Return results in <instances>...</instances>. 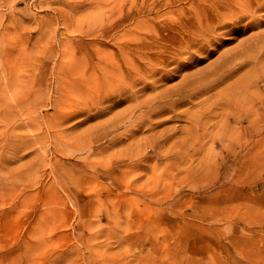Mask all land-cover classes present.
Instances as JSON below:
<instances>
[{"label":"rangeland","instance_id":"obj_1","mask_svg":"<svg viewBox=\"0 0 264 264\" xmlns=\"http://www.w3.org/2000/svg\"><path fill=\"white\" fill-rule=\"evenodd\" d=\"M128 8L129 4L113 8L107 1L0 0V252L14 250L9 258L0 254V264H163L168 254V264H264V157L259 155V150L264 151V129L256 132L263 142L253 148V154L248 147L235 151L212 142L218 127L209 129L204 142L197 144L203 150L185 162L176 161L175 166L182 173L193 168L198 171L195 179H200L198 169L211 171L214 160L220 165L217 173L210 174L215 175L213 182L197 188L174 187L173 193L158 199L127 189L133 187L127 185L131 182L125 187V181L121 185L113 180L125 165L121 159L98 167L100 157L121 158L123 144H135L134 137L113 144L114 131L98 130L108 119L122 116L130 103L94 115L97 102L90 82L99 78V85H106V69L94 71L86 63L87 85L72 83L82 79L77 63L94 62L97 49L111 54L115 39L128 36V19H122ZM238 36L222 49L246 35ZM5 37L10 43L3 42ZM6 48L14 53L5 52ZM25 50L44 65L39 62L27 68L21 59ZM57 62L66 67L60 85L52 79ZM23 69L31 71L24 79L26 83L32 79L30 94L12 101L11 84ZM36 92L43 100L32 103ZM49 96L61 100L57 113L47 101ZM9 106L15 109L13 118L6 112ZM73 110L77 113L68 118L66 114ZM60 118L65 120L59 127L50 124ZM175 124L173 120L155 132ZM96 133L102 136L92 140ZM149 134L143 130L138 135ZM246 166H254L255 171L247 173ZM161 167L166 173L170 167L176 171L172 163ZM130 174L137 175L133 185L146 184L153 193L168 185L163 178H157L155 185L151 168H134ZM217 216L223 220L212 219Z\"/></svg>","mask_w":264,"mask_h":264},{"label":"bare ground","instance_id":"obj_2","mask_svg":"<svg viewBox=\"0 0 264 264\" xmlns=\"http://www.w3.org/2000/svg\"><path fill=\"white\" fill-rule=\"evenodd\" d=\"M89 1L112 2L113 8L129 4L122 17L128 19V36L115 39L116 42L112 45L115 49L111 50V54L97 49L94 62L77 63L79 77L82 79H79L78 84L76 81L72 83L77 87L81 83L87 85V68H84L86 63L93 65L94 71L106 69V85L100 86L99 78L97 83L90 82L92 99L97 102L94 115L108 112L120 103H130L122 116H114L98 128L99 133L114 131V136L110 137L113 144L126 142L132 137L135 140V144H123L121 158L108 155L103 160L101 157L98 159L101 162L98 167L109 160L123 161L125 165L120 167L121 170L113 176V180L121 185L125 181L122 185L125 187L131 182V185H127L133 187H126L127 189H135L138 194L158 199L168 195L174 187L178 190L187 184L191 188H197L204 186L206 182H213L215 175L210 174L214 170L217 173L220 165L214 160L211 171L206 172L202 167L198 169L203 175L200 179H195L198 171H193V168L182 173L175 166L176 161L185 162L189 156L203 150L204 147L198 149L197 144L204 142L209 129L218 127V134L212 137V142H222L223 146L235 151L237 147H248V153L253 154V148L262 144L263 138L256 137V132L264 129V0ZM187 4L191 5L189 10L185 9ZM162 11L164 13L161 14ZM135 28L140 30L133 34L132 30ZM238 35L246 36L235 45L222 49L238 39ZM3 42L10 43V40L5 37ZM49 46L43 49L51 48ZM34 51L38 52L40 49L35 48ZM5 52L12 55L14 50L8 51L6 48ZM21 59L27 68L30 65V69L31 64L40 62L44 65L36 54L28 57L27 50ZM204 62L206 64L202 65ZM30 69L27 73L26 69H23V74L17 73L16 83L11 84L12 101H19L30 94L32 79L24 82L26 76L30 75ZM64 69L66 67L58 66V62L54 66L52 79L59 85L58 80L62 78ZM177 78L179 80L171 83ZM56 90L60 91L58 87ZM35 95V101L28 98L32 103L43 100L37 92ZM211 98H215V101H209ZM47 101L54 110L60 111L61 100L49 96ZM104 102L107 104L104 105ZM80 106V109L84 107ZM6 112L9 118L15 115V109L10 106L6 108ZM76 113L77 110H73L66 116L71 118ZM133 117L135 119L131 121ZM183 118L188 122L183 123ZM64 120H50V124L59 127ZM173 120L175 125L165 126L155 132V129ZM129 121L131 122L127 124ZM244 121L248 124L241 126ZM121 127L125 128L120 134L118 130ZM143 130L150 134L138 135ZM95 136L102 135L96 133L92 140ZM65 141L74 142L69 139ZM210 148L213 146L210 145ZM106 150L97 155L104 154ZM259 155L263 158L264 151L259 150ZM213 158L217 159L215 156ZM163 163H172L176 171L170 167L166 173L165 167H161ZM246 167L247 173L255 171L252 169L254 166ZM134 168H151L155 175L154 184L160 181L157 178H163L161 180L168 179V185L163 188L164 191L162 189L156 193L150 192L146 184L133 185V180H138L137 175L130 174ZM158 169L162 172H158ZM162 174L164 176H160ZM223 174L225 172L221 173ZM214 207L220 210V206ZM220 217L212 219L218 222L223 220ZM213 227L220 228L218 225ZM13 251L8 248L1 250L0 254H6L9 258ZM111 258L113 263L116 262V254ZM168 259L169 254L164 258L163 264H168ZM182 261L178 259L179 263Z\"/></svg>","mask_w":264,"mask_h":264}]
</instances>
